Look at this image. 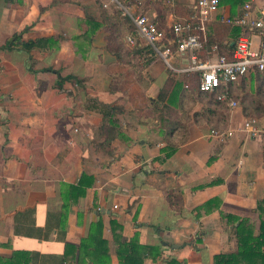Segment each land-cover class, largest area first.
<instances>
[{
	"label": "crops",
	"instance_id": "crops-1",
	"mask_svg": "<svg viewBox=\"0 0 264 264\" xmlns=\"http://www.w3.org/2000/svg\"><path fill=\"white\" fill-rule=\"evenodd\" d=\"M151 1L148 16L158 25L172 24L166 0ZM239 1L234 12L224 5L225 15H237L247 3L264 6V0ZM196 2L177 5L187 6L188 14ZM143 3L0 0V47L18 33L21 42L55 39L30 53L0 50V256L21 251L31 264H120L113 219L127 240L137 237L141 245L160 249L157 260L144 264H214L216 255L238 251L236 219L249 220L259 234L264 137L235 131L222 138L195 119L185 132L181 119H142L134 111L135 104L151 107L169 76L142 41L139 48L130 43L137 34L124 27L116 32L109 20L117 12L132 20ZM141 59L146 64L137 79L124 65ZM46 69L83 85L70 81L61 90L58 76ZM247 84L262 90L259 110L236 99ZM231 92L237 105L226 103L227 124L219 133L253 117L264 124V72H251ZM84 176L77 193L73 189ZM99 222L97 243L82 249ZM67 246L74 249L67 252Z\"/></svg>",
	"mask_w": 264,
	"mask_h": 264
},
{
	"label": "built area",
	"instance_id": "built-area-1",
	"mask_svg": "<svg viewBox=\"0 0 264 264\" xmlns=\"http://www.w3.org/2000/svg\"><path fill=\"white\" fill-rule=\"evenodd\" d=\"M178 2L166 0L172 7ZM131 17L138 39L155 57L166 63L175 76L197 80L199 91L217 96L221 103L236 106L230 98L231 87L253 71L264 72V6L255 8L247 3L237 15L230 16L225 15L220 0H197L186 16L177 18L166 29L146 14ZM215 23L240 28L241 34L231 45L228 40L221 45L213 38ZM137 37L131 36L129 41L139 47ZM225 46L231 47L223 49ZM235 131L264 137V124L249 118L235 130L214 133L226 138Z\"/></svg>",
	"mask_w": 264,
	"mask_h": 264
},
{
	"label": "trees",
	"instance_id": "trees-1",
	"mask_svg": "<svg viewBox=\"0 0 264 264\" xmlns=\"http://www.w3.org/2000/svg\"><path fill=\"white\" fill-rule=\"evenodd\" d=\"M239 2L241 1L238 0L237 2H233V0H220V4L222 6L231 5L233 12L238 7L237 4ZM120 15L121 13L117 12L115 16L110 17L109 21L112 22L111 28H113L114 31L117 32L118 29L124 27L127 29L129 33L136 34L135 27L132 23L131 18L128 15L125 18L124 17L121 18ZM89 22L92 23L94 21L90 20ZM94 25L97 26L96 23ZM214 31L215 33L222 32L224 38H229L231 36L232 39H228L230 45L232 44V40L235 41L241 34L240 28H231L230 26L221 23H217L214 25ZM22 35L23 33L15 34L6 43V45L0 47V50H13L17 48L30 53L34 48H45L50 43H52V41L55 40L54 38H42L35 42L34 41L21 42ZM219 43L222 45L224 42L222 43L219 41ZM229 47L225 46L223 47V49H228ZM119 60L123 61L122 58H120ZM121 70L122 68L120 67L119 71ZM45 71H51L58 76V81L56 85L61 90L63 89V85L66 82L74 81L79 86H82L84 82V80L78 79L73 75L62 76L58 71H55L53 69H46ZM126 75L127 78H129L130 74L126 73ZM128 81L130 82V80ZM184 85L181 82H176L175 78L168 77V81L165 89L161 91L156 101L154 102L152 101L153 102L152 105H154L156 112L158 113L160 112V117L161 116L164 117L165 115L164 111L160 109L161 107L167 109L168 111L173 110L171 106H176V107L180 106V108L182 107L183 104L178 105V102L186 101L185 97L187 95L185 96L183 95ZM172 88H173L172 93L169 95L170 90ZM196 90L197 93H199L200 95L202 94L213 97L216 103L226 105V103L219 102L217 100V96L208 95L199 91L198 85H196ZM191 92L190 95L187 96L190 99L192 95L193 96L196 95L194 93L196 91H191ZM131 95L133 96L134 92L131 93ZM168 96L170 97L168 98ZM131 98L133 99V97ZM230 98L233 99V92H230ZM167 99H168V104H165ZM85 179H87V177L84 176L78 187L74 188L73 190L76 191L77 193L82 192L83 190L82 186L86 183ZM258 212L260 218L259 234L255 235L254 233L255 228L249 220L236 219V222L238 224L234 226L239 243L238 251L235 253H222L216 255L214 258V264H264V200L258 203ZM111 228L114 235V241L117 246V254L120 264H144L146 259L153 258V260H157L158 257L161 255L160 249L158 247L141 245L137 237L131 240H127L123 236V226L120 224V222L117 219H113L111 221ZM92 229L93 230L91 231V234L88 236V238L82 241L81 243L82 249H87L89 248V246L94 245V243H97L96 232L98 229L101 230L103 229V224L101 222L94 224L92 226ZM102 242L104 243V245L107 244V242L104 239H102ZM67 248H68L67 252H69L70 249H74L73 246H67ZM0 264H31V259L29 253L16 251L10 257L0 256ZM168 264H182V263H180L177 260H171L168 262Z\"/></svg>",
	"mask_w": 264,
	"mask_h": 264
},
{
	"label": "rangeland",
	"instance_id": "rangeland-1",
	"mask_svg": "<svg viewBox=\"0 0 264 264\" xmlns=\"http://www.w3.org/2000/svg\"><path fill=\"white\" fill-rule=\"evenodd\" d=\"M119 1L122 4H124V6H126V7L127 6H140V1L144 2L143 8H142L143 11H138L137 13L134 14L135 16L142 15V14L143 15L144 14L149 15L148 14L149 13L148 12L149 7L153 6V3H151L152 2L151 0H119ZM110 5L112 7L113 6L118 7L116 2L110 1ZM163 5L167 11L169 10L170 12L174 13V20L177 19L178 17L185 16L188 12L187 6H185L184 4H182V6L180 4H178V5L176 4L174 7H172L171 5L164 2ZM165 16L166 15H164L163 17H165ZM165 19H167V18L165 17ZM159 26L162 28H165V29L169 27L166 20H165V23H162V21H161ZM213 38L216 39L218 42L220 41L222 43L227 41L228 39H232L231 36L229 38H224V36L222 35V32L215 33V36ZM136 40H137V42L142 43L140 38L138 39V37H137ZM117 45H118L117 41L113 40L111 42V49L116 50ZM146 48H148V47H146ZM149 56L150 55H148L147 57H149ZM151 56L154 57L152 52H151ZM155 58H157V57H155ZM144 60L145 59L135 60L132 63L126 62V64L124 66H126V65L132 66L133 72L135 73L134 76L137 79H140L139 77H142V75H143L142 74L143 69H144L143 66H145V64H146ZM164 64H165L164 66L166 67L165 69H166L169 77L175 78L176 82H181V83H183V85L185 84V87H183V89H184L183 95L184 96L185 95L189 96L191 91H196V92H194L196 95L195 96L192 95L191 99L186 96L185 97L186 101L181 102V104H183V105L180 108V110L168 111L167 109L162 108V107L160 109L163 110L166 115H168L169 117H171L173 119H177V120L179 119V121L181 119V122H180L181 128L185 132L188 128V125L190 124V122L193 119H195V121L208 123L216 131L222 130V128L227 124L226 123V114L230 110L229 107H227L224 104L216 103L215 99L213 97L202 95V94L200 95L199 93H197V90H196L197 80H195V79L194 80H187L185 77H177L173 74V72L171 70H169L166 63H164ZM248 86L249 87H248L247 91H242V93L240 95L236 96V99L240 104H247L249 106L248 108H246L247 110L248 109L249 110H259L263 106L262 103L260 104V102H259L260 100L258 98V96L260 95L262 90H259V88L257 86L256 87H254V86L251 87L250 85H248ZM129 93H133V92L129 91ZM191 93H193V92H191ZM131 97H134V95L133 96L131 95ZM134 111H137L139 113V117H141L142 119H148L149 117H152L153 119H157L160 116L158 114V112H156L155 107H153V105H151V107H150L146 103L145 104L143 103L140 105L135 104L134 105ZM220 132H222V131H220Z\"/></svg>",
	"mask_w": 264,
	"mask_h": 264
}]
</instances>
